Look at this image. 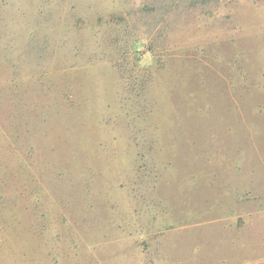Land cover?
Segmentation results:
<instances>
[{
  "label": "rangeland",
  "instance_id": "1",
  "mask_svg": "<svg viewBox=\"0 0 264 264\" xmlns=\"http://www.w3.org/2000/svg\"><path fill=\"white\" fill-rule=\"evenodd\" d=\"M0 264H264V0H0Z\"/></svg>",
  "mask_w": 264,
  "mask_h": 264
}]
</instances>
